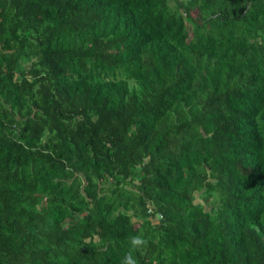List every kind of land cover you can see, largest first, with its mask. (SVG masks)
Wrapping results in <instances>:
<instances>
[{
  "label": "trees",
  "instance_id": "obj_1",
  "mask_svg": "<svg viewBox=\"0 0 264 264\" xmlns=\"http://www.w3.org/2000/svg\"><path fill=\"white\" fill-rule=\"evenodd\" d=\"M126 253L264 264V0H0V264Z\"/></svg>",
  "mask_w": 264,
  "mask_h": 264
},
{
  "label": "clouds",
  "instance_id": "obj_2",
  "mask_svg": "<svg viewBox=\"0 0 264 264\" xmlns=\"http://www.w3.org/2000/svg\"><path fill=\"white\" fill-rule=\"evenodd\" d=\"M130 242L133 247H138L145 243V241L140 235L130 237ZM121 264H136V261L132 257L131 253H126L121 260Z\"/></svg>",
  "mask_w": 264,
  "mask_h": 264
},
{
  "label": "rangeland",
  "instance_id": "obj_3",
  "mask_svg": "<svg viewBox=\"0 0 264 264\" xmlns=\"http://www.w3.org/2000/svg\"><path fill=\"white\" fill-rule=\"evenodd\" d=\"M195 200H199L198 198H196ZM157 218V217H156Z\"/></svg>",
  "mask_w": 264,
  "mask_h": 264
},
{
  "label": "built area",
  "instance_id": "obj_4",
  "mask_svg": "<svg viewBox=\"0 0 264 264\" xmlns=\"http://www.w3.org/2000/svg\"><path fill=\"white\" fill-rule=\"evenodd\" d=\"M157 218H158V215H157Z\"/></svg>",
  "mask_w": 264,
  "mask_h": 264
}]
</instances>
